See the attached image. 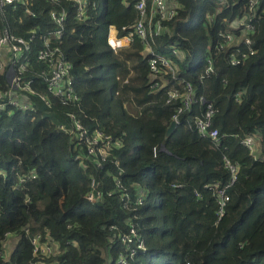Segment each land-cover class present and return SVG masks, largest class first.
<instances>
[{
  "label": "trees",
  "instance_id": "16d2710c",
  "mask_svg": "<svg viewBox=\"0 0 264 264\" xmlns=\"http://www.w3.org/2000/svg\"><path fill=\"white\" fill-rule=\"evenodd\" d=\"M22 1L0 16V29L7 26L25 37L32 29L48 32L56 27L51 11L67 10L58 44L72 63L80 103L73 108L52 97V111L13 109L0 117V264H32L29 237L39 233H49L60 250L47 264H107L120 248L119 233H110L109 226L118 225L122 234L129 222L147 246L135 264H264V0L250 17L255 29L249 47L255 54L237 66L217 44L221 31L234 33L248 0H178V14L164 22L152 47L180 70L176 76L158 74L157 88H152L146 44L139 37L119 55L107 43L110 25L131 27L137 21L134 0H88L86 20L76 18L70 1ZM174 46L184 55H175ZM208 57L215 71L204 77ZM34 61L42 67L37 56ZM183 80L217 108L213 128L223 135L219 145L197 130L204 111L199 103L167 135L180 101L167 103L166 92L183 91ZM127 102L139 115L127 111ZM72 111L90 133L100 129L122 140L103 168L75 159L82 150L59 128L68 124ZM247 137L254 139L253 153L243 143ZM224 156L238 163L239 173L229 190L227 213L217 222V200L206 185L229 183ZM33 172L35 179L19 185L21 176ZM92 175L112 196L92 203L86 199ZM118 179L131 196L146 188L145 204L124 206Z\"/></svg>",
  "mask_w": 264,
  "mask_h": 264
},
{
  "label": "built area",
  "instance_id": "2783aa9c",
  "mask_svg": "<svg viewBox=\"0 0 264 264\" xmlns=\"http://www.w3.org/2000/svg\"><path fill=\"white\" fill-rule=\"evenodd\" d=\"M54 4H60L63 0H49ZM70 1L76 7V18L86 20L89 10L88 0H65ZM22 0H0V16H5L8 8L16 10ZM219 4L227 3L228 0H217ZM248 9L243 18L234 23L233 32L221 31L219 33V50L228 51V59L231 65L237 66L243 64L248 58L255 54V50L249 46L253 44L251 34L254 31V23L250 18L259 0H248ZM134 7L138 11V19L131 26L121 28L112 24L108 28L107 43L116 55L129 48L139 37L146 44V63L152 74V88L161 85L157 80L158 74L171 72L174 76L180 70L178 63L172 58L156 54L152 45L156 43L157 38L166 28L164 22L173 19L180 8L178 0H134ZM27 12L35 15L29 8ZM67 10L51 11V21L55 24V29L48 32H38L35 29L30 30L29 36L18 35L12 32L7 26L0 29V117L6 111H33L41 110L52 111L53 100L55 97L66 106L78 107L80 96L77 92L74 77L71 74L72 63L67 59L58 41H61ZM209 19H212L209 16ZM153 43V44H152ZM249 47V50H244ZM175 55L183 56L175 46L172 47ZM34 56H37V63L42 65L38 69ZM215 71L214 60L208 57L207 66L204 71V77L210 76ZM128 82V78L122 81ZM183 91L180 89L169 90L166 92L167 103L180 101L176 112L173 114V120L180 122L184 113L191 110L192 106L199 103L204 106V111L197 118L196 127L201 136L209 138L212 142L219 145L221 137L217 128H213V117L217 108L210 101H207L204 95H196L194 86L191 82L183 80ZM47 91H42L41 87ZM68 124H60L59 128L67 135H70L77 141L76 149H81L75 159L83 166H86L87 160H93L98 168H103L111 152L120 147L123 143L120 138L105 134L102 130L96 129L90 133L79 114L76 111L68 113ZM243 143L253 153L255 142L252 137H247ZM225 166L231 172L229 183L222 186L219 182L206 185L212 189L217 200V222L221 221L227 213L228 204L231 201L230 188L238 180V163L224 156ZM119 165V160L114 161ZM0 173L2 171L0 170ZM37 177L36 173L20 177V184L27 180ZM91 189L86 195L89 202H96L98 199L112 196V192L104 193L101 189V181L97 176L92 175ZM117 187L124 192L122 194L125 201L124 206H142L145 204L148 190L140 187L136 189L133 196L127 193L121 180H117ZM128 230L120 234V228L116 224L109 226L110 233H119L120 247L116 252V257L108 256L107 264H135L137 255L147 250L144 237L139 233L136 225L129 222ZM29 235V229L26 228ZM121 238V240H120ZM33 246L32 264H47V259L57 255V242L49 233L35 234L29 237ZM112 243H118L116 238L111 239ZM119 244V243H118ZM109 252L112 249L108 247ZM4 255V253H3ZM190 264V263H188Z\"/></svg>",
  "mask_w": 264,
  "mask_h": 264
},
{
  "label": "crops",
  "instance_id": "0c3cea01",
  "mask_svg": "<svg viewBox=\"0 0 264 264\" xmlns=\"http://www.w3.org/2000/svg\"><path fill=\"white\" fill-rule=\"evenodd\" d=\"M128 105H130L131 109L128 107ZM125 106H126L127 111L130 114H132L134 116L139 115L140 110L137 107H135L132 102H127ZM9 244L11 245L12 242H10Z\"/></svg>",
  "mask_w": 264,
  "mask_h": 264
},
{
  "label": "water",
  "instance_id": "95a60500",
  "mask_svg": "<svg viewBox=\"0 0 264 264\" xmlns=\"http://www.w3.org/2000/svg\"><path fill=\"white\" fill-rule=\"evenodd\" d=\"M176 126H177V122L175 120H173L171 122L170 127L167 130V135H169L175 129Z\"/></svg>",
  "mask_w": 264,
  "mask_h": 264
}]
</instances>
